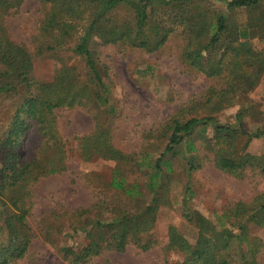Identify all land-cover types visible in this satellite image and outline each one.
I'll use <instances>...</instances> for the list:
<instances>
[{
  "label": "trees",
  "instance_id": "obj_1",
  "mask_svg": "<svg viewBox=\"0 0 264 264\" xmlns=\"http://www.w3.org/2000/svg\"><path fill=\"white\" fill-rule=\"evenodd\" d=\"M24 1L0 0V98L10 99L12 103L7 122H0V264H13L29 253L35 237L28 221L34 206L33 186L42 178L67 169V142L59 131V110L82 107L94 111L97 119L94 130L75 137L82 158L90 160L99 156L119 163L132 160L131 153L115 146L109 127L98 121L101 106L108 104L109 95L98 53L90 47L93 36H98L103 44L119 43L152 53L166 44L177 26L181 27L184 46L180 58L186 66L208 77L225 80L220 90L213 88L207 103L232 100L239 88H253L257 81L259 84L260 80L254 79L252 72L248 75L244 71L245 65L264 69V54L253 47L251 40L258 23L259 27L264 26L261 24L264 23L262 0H220L225 7L218 13L206 12L203 3L208 0H40L45 11L39 34L34 37L37 53L52 52L55 57L72 43L68 49L83 56L90 72L89 80L85 81L75 66L63 63L55 70L52 80L43 81L35 74L34 53L25 43L12 38L6 24L7 17L18 13ZM122 9L131 19L117 23L114 17ZM240 10L252 15L245 25L234 19ZM254 14L259 21L251 22ZM263 37L264 27L261 28ZM192 103L187 109L199 106L198 102ZM184 110L180 109L159 129L166 138L159 156L146 152L141 159L134 160L135 167L146 171L151 200L144 202L146 193L141 190V184L129 182L125 173L114 170L105 185L113 192L112 197L121 194L144 206L136 213L124 210L120 216L104 222L98 220L90 226H75L67 235L73 238L75 233L81 232L86 241L60 248L64 260L85 264L106 248L125 251L131 241L142 250L151 249L153 240L145 241L141 236L153 229L158 209L167 203L162 202L161 190L167 186L174 160L182 156L184 166L192 173L197 167L196 153L200 152L198 140L208 139L207 128L213 133L210 141L215 140L214 146L208 147L215 150L213 162L219 170L242 176L247 167H252L264 173L259 157L246 151L252 138L264 136V125L248 130L243 122L246 110L237 114V125L221 123L214 116L183 117ZM112 112V109L108 111ZM32 130L37 131L43 141L36 156L28 158L25 145ZM243 137L245 143L241 151H229ZM188 193H192L190 187L182 203L189 210ZM106 197L109 195L93 206L105 209ZM86 212L87 209L81 210V213ZM193 213L187 216L200 229L197 242L191 243L171 226L166 250L181 254L178 264H231L227 251L232 243L248 242L249 224L264 227V192L258 193L251 203L238 201L235 208L217 222Z\"/></svg>",
  "mask_w": 264,
  "mask_h": 264
},
{
  "label": "rangeland",
  "instance_id": "obj_2",
  "mask_svg": "<svg viewBox=\"0 0 264 264\" xmlns=\"http://www.w3.org/2000/svg\"><path fill=\"white\" fill-rule=\"evenodd\" d=\"M262 3L264 6V0ZM203 4L208 13H218L225 7V3L220 0H208ZM44 11L45 7L40 4V0H25L21 10L6 20L12 38L25 43L34 53L37 78L52 80L55 70L66 63L76 67L82 80H89L90 72L86 69L83 56L68 49L73 46L72 43L66 45L67 49L58 51L55 57L52 52L37 53L34 37L39 34ZM251 16L245 10H240L235 13L234 19L245 25ZM254 17L255 14L251 22L259 21ZM125 18L131 19L125 9L118 11L114 17L117 23ZM261 24L264 25L263 22ZM262 27L258 23L255 27L256 35L251 40L253 47L264 54ZM176 28L166 44L152 53L139 48H127L119 43L103 44L98 36H93L90 47L98 53L109 95L108 104L101 106L102 115L98 121L109 127L115 146L131 153L133 161L119 163L99 156L90 160L82 158L75 137L94 130L97 122L94 111L82 107L59 110V131L67 142V169L44 177L33 186L34 206L28 221L35 237L28 255L13 264H71L62 258L60 248L85 243V235L81 232L75 233L73 238L67 235L75 226H90L98 220L104 222L120 216L124 210L138 212L142 203L136 204L121 194L113 198V192L107 190L105 185L116 169L120 170V174L125 173L129 182L141 184V190L146 193L144 202H149L152 193L147 187L146 171L135 167L134 160L141 159L146 152H151L154 157L159 156L166 142L159 129L166 126L168 120L180 109H186L183 117L214 116L221 123L234 125L238 124L237 114L246 110L243 122L248 130L264 125V69H252L245 65L244 71L248 75L252 72L251 75L254 79L258 78L260 83L257 81L253 88L240 85L242 88L234 93L232 100L207 103L213 88L220 90L225 80L222 77H208L186 66L180 58L184 46L182 28ZM192 102H198L199 106L187 109ZM11 104L10 99L0 98V122H7ZM111 109L114 112L108 113ZM212 134L207 128L208 139L199 138L200 152L196 153L198 157L194 162L197 167L192 173L184 166L182 156L174 160L167 186L161 190L164 194L162 202L167 203L158 209L153 229L141 236L145 241L153 240L151 249L142 250L131 241L125 251L106 248L85 264H178L182 259L181 254L166 250L171 226H175L195 244L200 229L190 221L187 214L198 212L196 214L217 222L219 217L229 214L238 201L251 203L258 193L264 192V173L261 169L247 167L242 176H235L215 166V150L213 152L208 147L214 146L215 140L210 141ZM42 141L37 131L32 130L25 145L28 158L36 156ZM244 143V137L238 139L235 147L229 151L240 152ZM246 151L259 157L260 163L264 165V136L252 138ZM187 187L192 191L186 196L189 197V210L182 203ZM106 194L109 197H106L108 203L104 205L105 209L93 206L104 199ZM82 209H87V212L81 213ZM233 222L234 219L230 221L231 224ZM248 230V242L234 241L228 249L227 257L231 264H264V227L252 223Z\"/></svg>",
  "mask_w": 264,
  "mask_h": 264
}]
</instances>
